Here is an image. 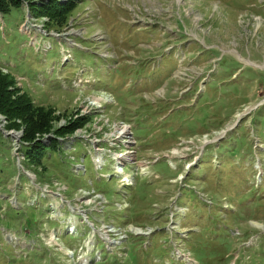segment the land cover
Instances as JSON below:
<instances>
[{"label":"rangeland","instance_id":"1","mask_svg":"<svg viewBox=\"0 0 264 264\" xmlns=\"http://www.w3.org/2000/svg\"><path fill=\"white\" fill-rule=\"evenodd\" d=\"M75 1L0 14L35 139L70 131L35 165L0 112V264H264V0Z\"/></svg>","mask_w":264,"mask_h":264},{"label":"trees","instance_id":"2","mask_svg":"<svg viewBox=\"0 0 264 264\" xmlns=\"http://www.w3.org/2000/svg\"><path fill=\"white\" fill-rule=\"evenodd\" d=\"M27 5V10L31 15H45L48 17V27L60 30L65 17L76 4L75 0H0V14L6 13L11 7H21ZM22 8V7H21ZM57 31V32H58ZM6 74H8L6 72ZM12 81V80H11ZM10 78L2 74L0 68V112L4 113L10 123L6 127L14 128L16 123L13 120L20 119L23 124L22 134L19 136V152L24 160L32 164L39 163L42 158L49 155V151L56 148V137L66 136L70 131L63 132L55 130L52 136H48V143L41 139L43 133H49L48 110L40 104H33L27 95L21 93L13 97L12 90L8 89ZM38 133L37 135H35ZM63 133H67L66 135ZM103 179V178H100Z\"/></svg>","mask_w":264,"mask_h":264},{"label":"bare ground","instance_id":"3","mask_svg":"<svg viewBox=\"0 0 264 264\" xmlns=\"http://www.w3.org/2000/svg\"><path fill=\"white\" fill-rule=\"evenodd\" d=\"M127 128L125 127V126H121L120 128H119V132H118V134H120V135H126L127 134ZM126 155H127V153H126ZM131 155V154H130ZM128 156V155H127ZM129 158H131V157H129ZM126 161V160H125ZM127 162V161H126ZM126 162L125 163H123V160H122V158H120V156H118V157H116V166H115V171H116V173H117V175L120 177V179H121V184L122 185H130V184H132V182H133V180H135V178H136V176H139V175H141L143 172H142V170L143 169H145L146 167H147V165H145V166H142L141 164V166H136L131 172H129V173H124L123 171H124V166H125V164H126ZM124 164V165H123ZM135 165V164H134ZM147 172V170H145V173ZM135 230V229H134ZM137 230V232H140V230L139 229H136ZM140 233H142V232H140ZM147 234V233H146Z\"/></svg>","mask_w":264,"mask_h":264},{"label":"built area","instance_id":"4","mask_svg":"<svg viewBox=\"0 0 264 264\" xmlns=\"http://www.w3.org/2000/svg\"><path fill=\"white\" fill-rule=\"evenodd\" d=\"M137 233H139V232H137Z\"/></svg>","mask_w":264,"mask_h":264}]
</instances>
